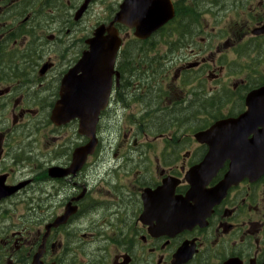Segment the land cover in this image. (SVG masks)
I'll return each instance as SVG.
<instances>
[{
  "label": "flooded vegetation",
  "instance_id": "af4514ba",
  "mask_svg": "<svg viewBox=\"0 0 264 264\" xmlns=\"http://www.w3.org/2000/svg\"><path fill=\"white\" fill-rule=\"evenodd\" d=\"M125 1L90 22L106 0H0V264H34L40 251L43 264H264V172L219 193L226 161L195 197L187 179L210 151L197 135L239 118L264 86V73L239 91L222 83L228 68L245 74L248 51L264 56V0L256 11L250 0H170L175 17L146 38L115 22L108 105L78 167L89 139L79 119L53 114L64 77Z\"/></svg>",
  "mask_w": 264,
  "mask_h": 264
},
{
  "label": "water",
  "instance_id": "95a60500",
  "mask_svg": "<svg viewBox=\"0 0 264 264\" xmlns=\"http://www.w3.org/2000/svg\"><path fill=\"white\" fill-rule=\"evenodd\" d=\"M174 16L170 0H126L108 30L109 35L104 36L106 28L99 27L94 38L89 41V50L64 77L62 101L54 111L53 121L63 125L75 119L80 120L79 133L86 136L89 142L85 148L76 152L75 162L78 167L85 160L86 153H93L98 144L96 127L101 112L108 105L113 75L116 73L115 66L122 41L118 31L113 29V24L120 22L135 28L137 37L146 38ZM258 33L264 34V27ZM246 106L247 111L239 118L217 122L208 131L197 135L201 143L210 147V151L203 164L193 169L188 176L193 186V197L201 193V187L202 192L207 193L203 187L226 161L231 162L230 171L217 187L219 193H226L232 185L245 178L256 179L264 172V86L248 94ZM18 189L12 187L8 195ZM67 217L66 214L57 223L66 221ZM40 257L41 251L34 264H43Z\"/></svg>",
  "mask_w": 264,
  "mask_h": 264
},
{
  "label": "rangeland",
  "instance_id": "374dc122",
  "mask_svg": "<svg viewBox=\"0 0 264 264\" xmlns=\"http://www.w3.org/2000/svg\"><path fill=\"white\" fill-rule=\"evenodd\" d=\"M121 2V0H106L105 5L103 7H100L97 5V7L95 8V13L94 15H92V17H88V19L90 20V22H94L96 21L98 15L103 14L105 12V10H109L108 7L111 5L112 8L115 7L117 5V3ZM225 5V4H224ZM223 5V6H224ZM259 6V1L258 0H250V2L248 3V6H245L248 11L249 10H253L256 11L257 7ZM227 17L232 18L233 16L228 15ZM210 21V19L208 20H204L203 26L206 27L207 23ZM203 35H201L202 37ZM200 37V39H201ZM160 44L161 42H159V48H160ZM221 44V40L219 37H216V45L215 47L212 49V51L216 54L217 53V58L219 59V57L225 55V49L222 48L220 50V52H218L219 50V46ZM204 46V44H203ZM162 47V46H161ZM164 48V47H163ZM261 50L258 51H251V52H247V54L245 55V59H244V63L245 65L248 67L245 70V74H240V75H236L234 72H232L229 68H228V73L225 75L224 78H222V83L225 84V86L228 88L229 91H239L236 90L235 85H239L242 86L241 82L244 81V79H246V75L251 74V76H253L255 78V75L257 73H264V56L262 57ZM167 58V57H164ZM236 58L235 55H230L227 60L230 61H234L236 62L234 59ZM218 70H219V65H218ZM118 132V131H117ZM115 143L118 141V136L115 137Z\"/></svg>",
  "mask_w": 264,
  "mask_h": 264
},
{
  "label": "trees",
  "instance_id": "16d2710c",
  "mask_svg": "<svg viewBox=\"0 0 264 264\" xmlns=\"http://www.w3.org/2000/svg\"><path fill=\"white\" fill-rule=\"evenodd\" d=\"M186 30L188 31L189 28H186ZM146 45H147V44H146ZM148 46H149V45H148ZM144 47H145V46H144ZM145 49H148V47L146 46ZM145 49H143L142 52H143ZM138 64H139V65L147 64V57H146L145 55H143V61H142V62H139ZM142 72H143V71H140L139 76H142Z\"/></svg>",
  "mask_w": 264,
  "mask_h": 264
}]
</instances>
